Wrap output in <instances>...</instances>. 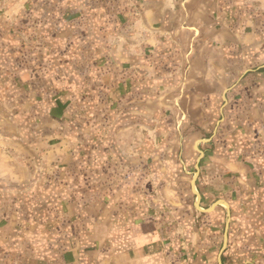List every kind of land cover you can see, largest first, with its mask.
<instances>
[{
    "label": "crops",
    "instance_id": "0c3cea01",
    "mask_svg": "<svg viewBox=\"0 0 264 264\" xmlns=\"http://www.w3.org/2000/svg\"><path fill=\"white\" fill-rule=\"evenodd\" d=\"M0 264H264V0H0Z\"/></svg>",
    "mask_w": 264,
    "mask_h": 264
}]
</instances>
